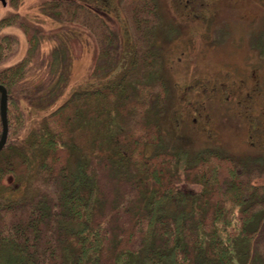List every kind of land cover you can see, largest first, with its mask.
I'll use <instances>...</instances> for the list:
<instances>
[{"label": "trees", "instance_id": "16d2710c", "mask_svg": "<svg viewBox=\"0 0 264 264\" xmlns=\"http://www.w3.org/2000/svg\"><path fill=\"white\" fill-rule=\"evenodd\" d=\"M12 2L26 51L0 68V179L17 188L0 198V264H264V176L217 150L162 146L155 0H42L45 29ZM91 38L94 79L74 82Z\"/></svg>", "mask_w": 264, "mask_h": 264}, {"label": "rangeland", "instance_id": "374dc122", "mask_svg": "<svg viewBox=\"0 0 264 264\" xmlns=\"http://www.w3.org/2000/svg\"><path fill=\"white\" fill-rule=\"evenodd\" d=\"M20 1V15L45 29L49 17L41 21L38 6L42 0ZM155 2L159 19L154 30V45L160 53L158 78L167 88L157 118L162 146L186 149L192 156L217 150L241 159V174L254 179L264 176V0ZM42 16L46 18V14ZM10 29L21 45L17 48L14 44L8 64L20 61L26 51L22 29ZM93 45L91 38L87 47H77L80 52L70 69L74 82L83 77L90 82L94 79L88 76ZM47 46V40L39 43L41 56ZM1 177L0 198L15 195L17 188L9 186L12 175ZM113 183L108 178V189L113 190ZM260 231L258 238L264 241V221Z\"/></svg>", "mask_w": 264, "mask_h": 264}, {"label": "flooded vegetation", "instance_id": "af4514ba", "mask_svg": "<svg viewBox=\"0 0 264 264\" xmlns=\"http://www.w3.org/2000/svg\"><path fill=\"white\" fill-rule=\"evenodd\" d=\"M0 10L2 11L5 10V12L3 11L4 14L0 16V55L3 56L2 58H0V65L6 66L7 60L9 59L11 55H13L15 51V50L12 51L11 47H13L14 44L16 43L17 48H18V44L20 40L14 34L10 33L11 27H14V28H17V27L14 26V23L7 22V18L11 16L13 13H15L16 11L12 0H0ZM11 32L14 33V31H11ZM16 38H17V42L15 41ZM11 39L15 43H13L11 47H8V40H11Z\"/></svg>", "mask_w": 264, "mask_h": 264}, {"label": "water", "instance_id": "95a60500", "mask_svg": "<svg viewBox=\"0 0 264 264\" xmlns=\"http://www.w3.org/2000/svg\"><path fill=\"white\" fill-rule=\"evenodd\" d=\"M0 150L5 144L7 137V91L4 85L0 83Z\"/></svg>", "mask_w": 264, "mask_h": 264}]
</instances>
